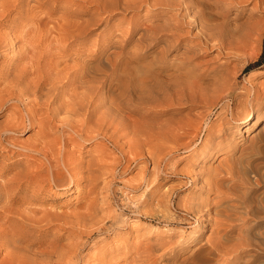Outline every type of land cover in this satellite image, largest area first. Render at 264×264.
Masks as SVG:
<instances>
[{"label": "bare ground", "instance_id": "1", "mask_svg": "<svg viewBox=\"0 0 264 264\" xmlns=\"http://www.w3.org/2000/svg\"><path fill=\"white\" fill-rule=\"evenodd\" d=\"M80 1L78 12L70 9L73 0H0V264H112L120 257H130L124 264H222L218 261L238 248L240 254L248 248L264 250V168L257 162L264 156L245 155L250 146L236 156L235 145L225 144L227 131L214 133L208 122L206 138L198 143L195 125L184 140L171 135L165 144L163 119L147 109L197 101L195 83L205 79L206 71L221 93L234 96L235 78L227 64L203 67L201 47L184 39L192 34L219 54L236 55L262 26L248 18L242 27L231 28L207 10L227 14L235 5L254 1L252 11L264 8V0ZM144 7L155 12L137 14ZM173 9L176 13L169 14ZM118 11L133 14L113 18ZM105 16L104 30L88 40ZM148 52L159 65L154 68L149 60L146 71L133 76V66H143ZM169 58L178 62L171 65ZM135 61L141 64L132 66ZM259 86L240 119L248 127L255 116L264 118ZM253 136L263 143L261 150L264 122ZM181 149L193 158V166L198 161L202 167L218 154L225 157L206 174L199 168L190 175L194 187L214 196L190 189L173 207L183 215L172 218V195L185 182L180 179L164 190L162 184ZM136 166L138 173L122 182L119 177ZM119 183L141 192L122 200L117 212ZM81 190L86 195L74 204L45 200ZM235 194L245 209L242 222L223 226L233 215L222 204ZM157 214L166 222L164 233L159 222L147 228L143 221ZM190 219L195 223L186 235ZM199 225L212 227L204 241ZM132 230L135 236L156 237L130 246L124 241ZM98 234L101 250L84 261L80 248ZM112 240L119 242L109 247ZM193 243L199 244L190 257L178 262ZM256 257L246 263L257 264Z\"/></svg>", "mask_w": 264, "mask_h": 264}, {"label": "rangeland", "instance_id": "2", "mask_svg": "<svg viewBox=\"0 0 264 264\" xmlns=\"http://www.w3.org/2000/svg\"><path fill=\"white\" fill-rule=\"evenodd\" d=\"M203 1H205V0H203ZM207 2L210 3L211 1H207ZM253 2L254 1H251L247 4L235 5L234 7L239 9L237 15H235L233 12V11H235L234 7H232L230 9V11H228L227 14L226 13H218V12H216L215 9H213L214 11H212L210 9L207 10V11H210L213 13L212 17L214 18V20L217 19V21H223L226 25L228 24L227 26H229V27L232 26L231 28L242 27L243 25H245L248 18H251V20L255 24H258V26H262V29H259V34L255 33L252 36V39L248 42V44H246V47L244 46V48L240 52H238L236 55L226 56L223 54H219V50L217 47L211 46V45L206 46L205 44H203V42L200 41V39L197 36H194L192 34L185 36L184 41L191 42V44L201 47V52L198 53V54H200L199 55L200 58H198V61L201 62L203 67H207V65H208L209 69H211L213 66H215V64L217 65L220 62H225L227 64L228 72H230L233 79L235 78L233 80V82L236 83V84H234V96H230L227 93H221L220 89H218V87H217V83H215V81H217V80L214 79L213 76L208 75L209 72L206 71L203 74V77L205 79L204 80L203 79L198 80V82L196 81V83H195V86H196L195 92L199 96V99H197V101L190 102V101L184 100L180 103H175L173 106L162 105V106L156 107V105H155L152 109H149V108L144 106L145 109L147 108L151 112V115L157 116L158 118H161V120L163 119L162 122H163L164 130H165V134H166L165 138H164L165 144L168 143L166 141L170 140L172 138V136H175V138L179 137V139L184 140L187 135L191 134L194 131L193 126H195V125L198 126L197 131L194 132L195 141L198 143L202 139L206 138L207 130L205 129V124H206V122H208L209 124H212L213 127L211 126L210 128L214 133H219V132L221 133L222 131H225V130L227 131V135L225 136V138H226L225 144L231 143L232 145H235L234 151L236 152V156L242 155L243 153L241 154L240 150L244 149L248 146H250V147H249V150H247L245 152V155H251L252 157H258L260 155L264 156V146L262 147L261 150L259 149V146L263 145V143L262 142L260 143L259 137L254 138V136H253V134H255V132L258 130V128L261 127V124H263L264 118L261 117L257 120V118L255 116L250 127L244 125V123H242V121L240 120L244 116V113L247 109L246 108L247 99L248 98L252 99V96L254 95L253 94V92H254L253 88L260 85L259 87L261 88L260 89L261 92L264 91V84H263V82H264V63L260 66H257V67H251V65L259 58V56L262 52V49H263V42H264V11H263V9L264 8L259 7V8H257V10L254 9V10L250 11V7L253 5ZM82 5H83V3L80 0H73V2H71L69 4L71 10L78 11V12L81 11ZM56 11L61 12V11H63V8L57 7ZM150 11H153L152 8L147 7V10H146V7H144V8H141L137 14H139V15L148 14ZM158 11L159 10H157L156 12H158ZM154 12L155 11H153L152 13H154ZM174 12L176 13V11L173 9L170 11L169 14H175ZM80 13H82V12H80ZM124 14H125V17L128 18L129 16H131L133 14V12L121 13L120 11H118V12H116V14L114 15L113 18H120ZM252 14H254V15H252ZM233 15H234V17H233ZM108 17L109 16L103 17L104 19L102 20V22L99 23L95 27V29H93L91 31L90 37H88V40L92 39L96 33L102 32L104 30V28L106 26V20L108 19ZM123 26L125 27V23H123ZM100 38H101V36H100ZM100 38H99V40H100ZM170 58H172V55L170 56ZM142 60L144 62V63H142L143 66L142 65H140L141 67L138 66L139 69L136 68V66H137L136 64H141V63H139L138 61H135V63L132 64V66L136 65L135 67L133 66V69L131 70V73L133 76L136 74L137 75L142 74L144 71H146V66H145L146 62H150V61L154 62V68H156V66L159 65L158 61H155L154 53H152V52L146 53ZM172 60L173 59H170V61H172ZM170 61L168 63H170L171 65H173V61H174V63L178 62L176 60H173L171 63ZM243 63L245 64L244 67H242ZM249 67H251V68H249ZM248 68H249V70H247ZM134 69H135V72L136 71L138 72V70H139V72L134 74ZM199 81L201 82V84L203 86L200 84ZM262 85H263V88H262ZM206 90H207V92H206ZM207 93H208V95H207ZM160 111H161V113H160ZM201 111H203V112L201 113ZM202 116L204 117V119ZM1 118L2 117H0V119ZM218 123H220V124H218ZM175 125H177L176 129L173 128ZM219 125H221V126L219 127ZM25 136H26V134L19 136V138L23 139ZM254 139H256V141ZM250 143H252V145ZM260 151H261V153H260ZM183 154H185V152H183V149H181L179 151V154H176L177 156H175L173 162L168 165V169H166L168 172L166 173V175L164 177L163 184H162L163 185L162 188L164 190L165 187H169L171 185L179 184L181 182L180 179H182V181L185 182V185L182 187V190L176 191L172 195V201H171L172 203L170 205V208H172V213L168 212L169 216L172 218H178V217H181L183 215L182 211L180 209L177 208L175 210L173 208L174 206L177 205L178 198L180 196H183L185 193L190 191V189H192V188H193V190L197 189L196 187H194L192 180L190 181V179H191L190 175L193 173V171H196L200 168L201 172L206 174V171L210 169L209 167H212V165L214 166L219 161H223V159L225 157V155L223 153L218 154V156L214 159L210 157L211 159L209 158L208 160H205L204 166L201 167L199 165L202 162H200V164L197 165L198 164V161H197L196 162L197 164L193 166L192 165L193 164V158L189 157V155H183ZM85 156H87L86 152H85ZM208 162H211V164H208ZM257 162H259L260 165L264 168V159H260ZM149 168H151V165ZM138 171H139L138 166L131 167V169H129L127 171L128 173L127 172L124 173L119 178L122 182H124L128 179L133 178L138 173ZM169 171H170V173H169ZM251 178L254 180L253 174H251ZM83 184H85L84 181H83ZM115 188L118 189V192L114 195V200H115L114 201V208L116 209L117 212L121 211L120 206H118V204H120V202L122 200L128 201L127 197H130L132 199L137 198L140 196V192H141V190H137V191L136 190L135 191L130 190V189L126 188V186H123V184L121 186L120 183L117 184L115 186ZM196 192H198V193L200 192L201 194H203L202 196H209V197L214 196V194H212V193L207 194V193H205L199 189H197ZM85 195H86V191L81 190L79 195H76V191H74L70 195L58 196L57 198L50 197V196L45 197V200L47 203L54 202V201L55 202H58V201L62 202V201L71 200L72 204H74L76 202L75 200H77L78 198L82 199V197H85ZM230 196H229V198L226 199V201L223 202L222 205L225 206V208H227V210H229V212L232 213L233 217L231 216V219L228 221V223H225L223 226H228L229 222L240 224L242 222L241 218L244 216V211H245L244 206L242 204H240L238 202V200H235L236 194L233 195V198H230ZM71 207L72 206H70V207L68 206V208H71ZM63 208H66V207H63ZM143 221H145V223L147 224V228H150L153 225L155 226V224H157L159 222L162 225L160 226V228L158 230L162 231V232H163V230L161 227L164 226L163 223H166L164 221L162 214H157L154 217H146V219H143ZM190 222L192 225H186V228H185V230H186L185 234L186 235L193 230L192 226L195 223V221H194V219H190ZM205 223L207 224V223H209V221L205 220ZM208 226H210V225H208ZM208 226L203 227L202 225H199L197 227V230H199V232H201V239L204 237L203 241L205 238L210 236L212 227H208ZM245 226H246V224L244 225V227ZM155 232H156V230H155ZM50 237H51V235H48L45 238L48 239ZM98 237H100L99 234L90 237L87 241H85L83 246L80 248V256H82L84 258V261H86V259L94 257V255L96 256L99 253V251L101 250V246L103 243L100 242L99 240H97ZM155 237H156L155 234L153 236L152 235L148 236V233H145V237L142 236V233L140 235L135 236V233L132 230L129 232L128 237L124 241V243L126 242L130 246H134V245L136 246L141 241H142L141 243H145V242L149 241L150 238L154 239ZM177 237L178 236H176L175 238H177ZM235 241H236V239H233L230 242V244H234ZM116 242H119V241H113L112 240V242H108L109 247H113L116 244ZM197 244H199V243L191 244L189 250L186 251V253H184V255L178 259V262L186 261V259L188 257H190L191 251L194 250L195 246H198ZM236 252L239 254L236 255ZM263 252H264V250L257 251V250H254L252 248H248L246 252H244V253L242 252L240 254V251L238 248V250H235L231 253L225 254V256H224L225 260H220V261H218V263L237 264V262H238V264H240V263L241 264H247L248 262L250 263V261L252 260L254 255L257 254L256 263L257 264H264V253ZM234 257H235V259H234ZM129 259H130V257H127L125 259L123 257L122 258L120 257L118 260L112 261V264H124L126 261H129ZM188 261H190V260H188Z\"/></svg>", "mask_w": 264, "mask_h": 264}, {"label": "trees", "instance_id": "3", "mask_svg": "<svg viewBox=\"0 0 264 264\" xmlns=\"http://www.w3.org/2000/svg\"><path fill=\"white\" fill-rule=\"evenodd\" d=\"M264 63V42H263V49L259 56V58L251 65V67H257ZM249 67V68H251ZM249 68L247 70H249Z\"/></svg>", "mask_w": 264, "mask_h": 264}]
</instances>
